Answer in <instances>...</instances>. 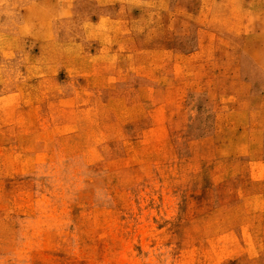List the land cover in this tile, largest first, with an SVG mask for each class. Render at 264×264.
<instances>
[{"label":"rangeland","instance_id":"374dc122","mask_svg":"<svg viewBox=\"0 0 264 264\" xmlns=\"http://www.w3.org/2000/svg\"><path fill=\"white\" fill-rule=\"evenodd\" d=\"M0 264H264V0H0Z\"/></svg>","mask_w":264,"mask_h":264}]
</instances>
